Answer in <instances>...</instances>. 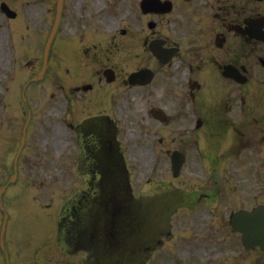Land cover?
Segmentation results:
<instances>
[{"label": "rangeland", "instance_id": "1", "mask_svg": "<svg viewBox=\"0 0 264 264\" xmlns=\"http://www.w3.org/2000/svg\"><path fill=\"white\" fill-rule=\"evenodd\" d=\"M9 1L13 3L20 15L16 20H8L0 12V131L3 136L6 134V138H13L12 129L15 127V149H11L8 153L10 161H13L19 142V133H21L27 115L22 99L24 84L41 67L42 50L40 43H43L46 33L50 31L53 19L52 17L45 18L47 7L44 0ZM90 1L92 2L91 7H94L97 11L96 17H93V20L96 19L95 22L98 24L97 36L102 37L104 35L101 27L107 34H120L127 31L126 37L123 34L122 36L110 35V37L113 41L118 42L114 51L118 55H122V58H124V52H133V42H131V40H135L133 34L141 31V22L143 23V20H145L139 9L141 0H115L117 3L110 5L109 8L111 9L105 16L102 14L103 11L100 12V8L105 2H107L108 7L109 1ZM179 1L182 2L183 0ZM250 6L254 7L255 11L264 12V1L257 2L254 0L250 3ZM79 7L78 0L74 6L67 10L74 13L75 17ZM52 11H55V7ZM171 16L174 19L179 14H172ZM65 23L64 26L66 27L62 28V33L68 35L67 38H75V44H77V38L72 36V32L75 31L74 19L68 18ZM9 26L12 27L11 34L7 31ZM92 29L93 27H90V31ZM9 36L13 39H19L20 46L18 49L16 46V52L11 44L6 41ZM23 42L26 43L24 47H22ZM69 42L72 43V41ZM30 43L34 46L28 45ZM97 53V55L104 54L107 56V52L104 51ZM52 56V68L50 75L47 76L48 78L42 81L41 84L27 89V97L30 99L29 105L33 111L29 147L19 163L21 178L15 181L16 184L10 187L5 197L6 208L12 216V222H10L7 232V246L12 255V264H71L68 261L74 260L73 258L69 259L67 252L63 251V246L56 247L53 244V242L56 243L57 226L55 222L60 207L64 209L76 203L77 194L71 196L74 194L75 189H78L79 186L82 187L79 181L83 177L79 178L78 176H81V174L76 175L75 171L73 172V162L70 163V172H73L74 176L62 175L61 159L69 151L65 148V152L62 153L64 150H61L62 140L60 141V136L62 133L72 135L73 132L69 128L68 122L75 123L81 120V117L91 116L96 112H92L89 105L91 104L90 101H88L89 104L82 101L79 105L80 110L75 108L73 114L61 116L63 113H61L60 101L61 98L64 99V93L59 88L61 83L57 84L54 76L57 73L58 64H60L59 60L69 69L73 68V63H76V52L72 50L67 42H64L56 47ZM27 61L30 62L28 68L26 67ZM136 65H141V63H136L134 67ZM60 78L65 79L66 76L61 73ZM226 87L230 88V85ZM107 88L112 89V86ZM115 90L122 91L123 88L118 86ZM131 93L133 103L138 104L137 94L135 92ZM80 94L82 93H79L77 97L82 100ZM206 95L215 101L219 99L218 89H212V86L206 87L201 98ZM201 98L196 104L198 110L206 102H202ZM75 100L74 97L72 102ZM125 105L130 107L131 103L124 104V99H119L113 105L115 109L109 112L113 114L116 112L118 114L115 115H119L122 113L123 108L126 110ZM194 106L195 104H193V108ZM86 108L91 111V114L85 112ZM171 108L175 112V107L171 106ZM142 109L141 106L139 116H133L132 112L138 113L135 105L134 110L129 111V122L125 125L129 129L128 140L134 138L131 144H136L128 155L134 192L140 198L135 200L132 205L135 209L139 206V213L145 215L146 222L143 226L147 231L148 228L152 229L151 227L158 226L156 232L152 234L154 243H156V238L161 233L164 234L163 236L166 239L163 245L156 246L157 249L154 253L153 251H149L151 254L147 253L151 255L149 264H238L235 257L239 252L241 236L232 230L229 216L230 213L241 208L249 209L257 203L264 202V150L257 149L253 155L249 154L254 159L250 165L234 162L232 158H230V164L221 163L220 170L218 167L216 168L221 176L217 187L220 188L218 189L219 193L217 192L220 195L217 199L210 200L204 195V192L209 186L213 188L212 184L209 185V175L213 168H211L209 158H204L203 155L210 156L214 153V156H217L220 153L218 147H216L218 138L203 133L204 129H202L200 134L191 133L192 139L189 142L187 131L182 136L179 135V130L189 129V127L186 124L188 121L178 113V115H175L177 118L172 123L173 126L167 129L173 130V138L177 137V142L172 143L174 147L182 148L181 142L183 139L181 137L187 142L184 143V148L187 150L188 159L183 168V174L179 176V180L178 178L173 179L171 169L163 162L162 167L160 166L155 174L154 181L163 180L173 184L169 188L157 187L158 185L153 183L147 184L146 178L150 171V164L153 162V150L154 145H156L154 143V133L158 128L155 120L147 117L141 119L140 116L144 112V110L142 112ZM78 111L84 112L80 114ZM187 112L192 121L191 124L194 123V128L197 116H194L192 106H189ZM169 137H171V134ZM171 139L169 138V140ZM166 144L168 142L163 146L165 155L168 149ZM221 146H226V144L221 143ZM158 148L160 147L158 146ZM244 155L247 154L243 153L242 156ZM46 156L47 159L44 160ZM69 161H72V159L70 158ZM84 165L80 164V173L88 171ZM248 166L251 168L248 169ZM0 182L2 183V179ZM196 187L200 189L195 193L194 189ZM165 189H167L165 193H172V197L176 200L167 199V195L162 193V190ZM181 192H185V194L182 193L184 194L182 198L178 196ZM195 200L199 201L195 202ZM195 206L196 208H194ZM137 217V214H133L124 216V219L126 223H133ZM2 220L3 214L0 213V225ZM41 222L45 225V228L41 225ZM140 225V222L136 223V227H140ZM209 225L219 227L217 230H211ZM39 229L45 231L41 234L43 238L36 241L34 236ZM161 229L163 231L159 232ZM167 231H171L172 234H167ZM186 238L191 239V243ZM151 242L152 240L148 239L143 243V246L147 247ZM201 244H203V247L200 246ZM140 249L143 251L142 247ZM4 259V254L1 253V264H4ZM239 259H241L239 264H264V256L260 251L245 252Z\"/></svg>", "mask_w": 264, "mask_h": 264}, {"label": "flooded vegetation", "instance_id": "2", "mask_svg": "<svg viewBox=\"0 0 264 264\" xmlns=\"http://www.w3.org/2000/svg\"><path fill=\"white\" fill-rule=\"evenodd\" d=\"M230 13V12H229ZM236 16H239V12H236ZM245 18H243L244 20ZM226 19L225 18H221V22L222 25L221 27L224 28L226 26L225 23ZM241 18L238 21H235L234 23H231V25H228L229 29L232 27V24H240ZM228 27H226L225 29L228 30ZM155 32L152 33L151 35V40L155 39V38H159L162 37L161 35L158 34H154ZM183 39H185L184 41L181 42H172L170 39H167V43L165 44L166 47H173L176 46L179 48L178 52L175 53L174 57L171 59L170 61V68L174 69V72H177L178 69L177 67H179V65L176 63L178 61L186 63L187 65H189V69L192 70L191 65L194 63V61H198L201 63H205V62H210L212 63L214 66H217L218 69H224L225 65H233L237 68H240L243 64L242 61L247 63V71L250 69L251 66L254 65L255 63V58H256V54H255V48L254 46L250 45L248 48H244L243 51H241L240 48V36L238 34H235L232 38L230 36V38L225 35V36H219L218 37V33L216 35L217 37V44L221 45V47L217 46V50H213V51H208L206 48L208 47V45L210 44L211 35H205V39L203 38V35H194V37H191V33L189 34L188 32L183 33ZM249 40V39H248ZM251 41V40H249ZM205 47V48H204ZM88 51V50H87ZM100 62L102 63L103 61L100 60ZM152 60L149 58L147 63H151ZM157 64H159L160 66L162 65L158 60L156 61ZM163 66V65H162ZM150 66H142L139 67L137 70L139 69H144V68H149ZM108 68V66L104 67V63H102L101 65V71H99V73H101V75L99 76V83L102 82L103 79L107 80V77H104V71ZM160 70V69H159ZM160 77L159 75V71H155L154 72V78L151 82V84L149 85H153L155 84L154 81H158V78ZM109 77H112V75H109ZM116 79H118V74L116 72L115 74ZM127 78L128 75H126L123 78L124 81V86L128 87L127 84ZM91 85L89 90H95L93 82H82V86H88ZM146 85V86H149ZM79 87V86H78ZM139 88H143L144 86H138ZM140 94V101L143 103L145 101V99L148 97L147 95H144L145 92L144 90H141ZM226 113L222 112V113H217L215 115H213L212 119L213 120H219L222 124H229L228 122V118L224 115Z\"/></svg>", "mask_w": 264, "mask_h": 264}, {"label": "water", "instance_id": "3", "mask_svg": "<svg viewBox=\"0 0 264 264\" xmlns=\"http://www.w3.org/2000/svg\"><path fill=\"white\" fill-rule=\"evenodd\" d=\"M236 216L238 217V216H241V215L237 214ZM241 218L242 217H240L239 219L241 220ZM251 219H252L254 232L250 231V229H247L246 235L248 236V239L252 240V241H254V239H255L257 242L261 241L262 243H264V235H263L264 234V226H260L261 216H258L257 218H254L253 215H252ZM240 224H241V222L240 223L237 222L236 225L238 226Z\"/></svg>", "mask_w": 264, "mask_h": 264}, {"label": "bare ground", "instance_id": "4", "mask_svg": "<svg viewBox=\"0 0 264 264\" xmlns=\"http://www.w3.org/2000/svg\"><path fill=\"white\" fill-rule=\"evenodd\" d=\"M246 35H248V34H246Z\"/></svg>", "mask_w": 264, "mask_h": 264}]
</instances>
